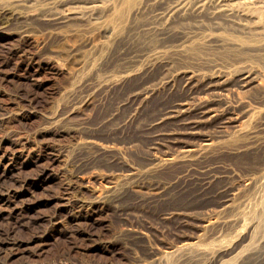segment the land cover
I'll return each mask as SVG.
<instances>
[{
	"label": "rangeland",
	"instance_id": "rangeland-1",
	"mask_svg": "<svg viewBox=\"0 0 264 264\" xmlns=\"http://www.w3.org/2000/svg\"><path fill=\"white\" fill-rule=\"evenodd\" d=\"M107 2L99 21L56 27L41 0H0V264H215V252L236 245L218 264H264L263 91L225 92L245 98L227 128L219 119L195 134L176 119L153 126L188 96L178 82L163 84L161 65L134 62L154 0ZM173 38L160 44L175 65L195 64L202 51L229 62L198 43L174 50ZM262 55L247 63L264 72ZM207 134L215 143L198 156L157 159ZM210 174L218 176L204 187ZM233 180L241 191L225 207L220 190ZM208 217L216 219L206 228Z\"/></svg>",
	"mask_w": 264,
	"mask_h": 264
},
{
	"label": "bare ground",
	"instance_id": "bare-ground-1",
	"mask_svg": "<svg viewBox=\"0 0 264 264\" xmlns=\"http://www.w3.org/2000/svg\"><path fill=\"white\" fill-rule=\"evenodd\" d=\"M107 1L70 0L57 2L56 0H41L47 8V12L42 14V17L48 19L56 27L67 24L73 19L99 21L102 18L101 9L108 7ZM153 4L150 10L147 4L146 7L149 11H147V16L141 24L143 39H147L148 43L136 58H134L136 54L132 58L135 59V64L143 59L142 66L148 70L161 65L165 70L163 84L174 86L178 82L188 96L167 107L152 125L159 126L165 119L181 120L189 125L186 132L192 134L199 132V125L215 119H219L220 125L224 128L231 126L230 124H234L238 120L239 114H241L238 107L242 101H245V98L238 96V101H232L230 98L228 99L225 92L229 91L232 86H237L244 89L259 88L258 91L264 93V72L247 63L250 61L249 57L255 53L257 58L263 56L264 0H154ZM151 6L152 4L149 7ZM134 9L142 11L143 8L138 5ZM19 16L25 17L22 14ZM107 30L109 31V29ZM171 35H174V38L168 47L182 53H188L195 43H198L201 48L212 51H225L228 54L227 61H229L227 66H219V59L215 57L214 53H204V51L201 52L200 57L195 58V64H173L171 58L166 54L167 49L164 50L163 45L160 44ZM154 37H157L158 40L152 43ZM211 54L213 55L211 56ZM217 57L222 58L221 56ZM154 89L155 87L140 90L135 95L136 97H149ZM260 136L258 132L251 131L249 138L254 143L259 141ZM203 140L204 143L198 144L187 142L183 144L181 152L170 150L164 154V157L162 155V158L157 159L160 162L187 159L194 156L196 151H198V156L215 143L210 134H207ZM217 176V174H210L205 177L202 180L204 187H208ZM229 183V185H223L220 190V192L223 191L227 194L224 199L225 203H228L232 197H236L241 191L236 181L233 180ZM251 183L252 179L248 184ZM109 193V190L104 192L105 195ZM227 206L229 203L225 205V207ZM215 219L212 217L202 219L206 222L204 227L211 226ZM259 240L261 243L264 239ZM191 244L193 243L187 242L179 246L184 249ZM236 247L220 249L210 258L214 260L215 264H218L223 259L221 255L225 252V254L232 253ZM257 249L258 246L252 244L249 250L254 252ZM204 253L206 252L202 249L198 250L197 256L202 257ZM185 255V253L180 254L178 259H182ZM153 256L158 263H163L165 260L164 255L154 254ZM207 261L203 264H206Z\"/></svg>",
	"mask_w": 264,
	"mask_h": 264
}]
</instances>
